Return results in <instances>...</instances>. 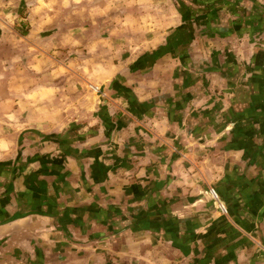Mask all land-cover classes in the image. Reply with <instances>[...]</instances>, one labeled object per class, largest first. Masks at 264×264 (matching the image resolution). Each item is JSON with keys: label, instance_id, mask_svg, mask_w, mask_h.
Returning a JSON list of instances; mask_svg holds the SVG:
<instances>
[{"label": "crops", "instance_id": "crops-1", "mask_svg": "<svg viewBox=\"0 0 264 264\" xmlns=\"http://www.w3.org/2000/svg\"><path fill=\"white\" fill-rule=\"evenodd\" d=\"M142 1L0 0V264H264V0Z\"/></svg>", "mask_w": 264, "mask_h": 264}, {"label": "rangeland", "instance_id": "rangeland-1", "mask_svg": "<svg viewBox=\"0 0 264 264\" xmlns=\"http://www.w3.org/2000/svg\"><path fill=\"white\" fill-rule=\"evenodd\" d=\"M153 1V5H152V7H148L147 9L150 11V12H148V13H151V15L153 14V16H152V18L153 19H155V17H156V15H157V13H159L160 12V9H159V11L158 10H156L155 9V6H154V4L157 6V7H159V8H161V7H163V8H161V9H165L167 6H171V2H169V0H151V2ZM173 1V0H172ZM148 2L150 3V0H148ZM144 3V0L142 1V4ZM158 18H159V16H158ZM159 21H155V20H153L152 21V19L150 18V19H148V21L146 20V19H144V17H140L136 22H132L133 23V25H136L138 28H142V26H143V29H151V28H156V25H158L159 23H158ZM140 33H143V31H139L138 32V39L140 40V39H143V38H141V36H139V34ZM139 43V42H138ZM139 49L141 50V49H145V45H144V47L143 46H141V47H139Z\"/></svg>", "mask_w": 264, "mask_h": 264}, {"label": "water", "instance_id": "water-1", "mask_svg": "<svg viewBox=\"0 0 264 264\" xmlns=\"http://www.w3.org/2000/svg\"><path fill=\"white\" fill-rule=\"evenodd\" d=\"M99 90H101V88L99 87ZM217 203V202H216ZM29 213H43L42 211H36V210H30L28 212H19V211H15L12 215L8 216L6 219H4L1 223H6V222H9V221H12V220H15L19 217H22L26 214H29Z\"/></svg>", "mask_w": 264, "mask_h": 264}, {"label": "built area", "instance_id": "built-area-1", "mask_svg": "<svg viewBox=\"0 0 264 264\" xmlns=\"http://www.w3.org/2000/svg\"><path fill=\"white\" fill-rule=\"evenodd\" d=\"M208 193H209V195L211 196V198H212L213 200H215V201H218V200H219L218 193H217V191H216L214 188L210 187V188L208 189ZM218 208H219V210H220L222 213H226V208H225V206H224L222 203H219V202H218Z\"/></svg>", "mask_w": 264, "mask_h": 264}]
</instances>
